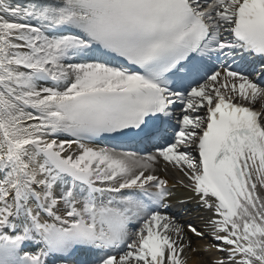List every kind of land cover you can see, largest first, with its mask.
Masks as SVG:
<instances>
[{
	"label": "snow or ice",
	"instance_id": "snow-or-ice-1",
	"mask_svg": "<svg viewBox=\"0 0 264 264\" xmlns=\"http://www.w3.org/2000/svg\"><path fill=\"white\" fill-rule=\"evenodd\" d=\"M0 264H264V0H0Z\"/></svg>",
	"mask_w": 264,
	"mask_h": 264
},
{
	"label": "bare ground",
	"instance_id": "bare-ground-1",
	"mask_svg": "<svg viewBox=\"0 0 264 264\" xmlns=\"http://www.w3.org/2000/svg\"><path fill=\"white\" fill-rule=\"evenodd\" d=\"M170 176H172V175L169 174V179L171 180ZM177 192H181V195L180 196L178 195V196L182 197V198L191 195L190 193H186V192H183L181 190H178ZM175 207H179V208H174L173 211L179 213V218L182 221H185V222L186 221H191L192 223L195 224V226H197L200 229H203V222L200 219L197 218V213L196 212H193L191 210L185 212V211L181 210L180 206H175ZM192 207H193V205L190 204L189 205V209H191ZM200 215H203V216L206 217V213L201 212Z\"/></svg>",
	"mask_w": 264,
	"mask_h": 264
}]
</instances>
